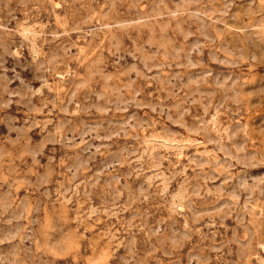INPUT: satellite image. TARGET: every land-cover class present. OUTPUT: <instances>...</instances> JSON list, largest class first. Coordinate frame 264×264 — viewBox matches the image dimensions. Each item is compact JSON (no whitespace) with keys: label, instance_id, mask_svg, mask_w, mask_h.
I'll return each mask as SVG.
<instances>
[{"label":"rangeland","instance_id":"374dc122","mask_svg":"<svg viewBox=\"0 0 264 264\" xmlns=\"http://www.w3.org/2000/svg\"><path fill=\"white\" fill-rule=\"evenodd\" d=\"M0 264H264V0H0Z\"/></svg>","mask_w":264,"mask_h":264}]
</instances>
